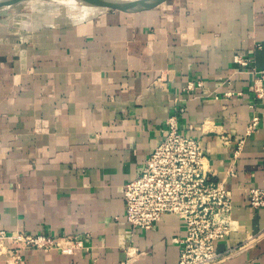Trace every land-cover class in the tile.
<instances>
[{"label":"crops","instance_id":"obj_1","mask_svg":"<svg viewBox=\"0 0 264 264\" xmlns=\"http://www.w3.org/2000/svg\"><path fill=\"white\" fill-rule=\"evenodd\" d=\"M261 69L264 0H166L80 21L0 12V228L84 242L75 254L22 248L17 264H178L183 218L134 227L123 189L179 107L233 194L217 264H264V207L250 205L264 188V98L251 90Z\"/></svg>","mask_w":264,"mask_h":264},{"label":"built area","instance_id":"obj_2","mask_svg":"<svg viewBox=\"0 0 264 264\" xmlns=\"http://www.w3.org/2000/svg\"><path fill=\"white\" fill-rule=\"evenodd\" d=\"M234 60L241 66L249 65V60L241 54H236ZM254 74L251 90L256 98L262 99L264 69L254 70ZM192 87L193 84L187 86ZM183 112L185 108L179 107L177 113L166 119L163 140L139 176L124 185L126 218L134 227L151 229L164 214L179 215L185 222L186 235L174 238L180 244L178 264H217L223 255L216 241L231 231L233 194L225 180L213 179L209 156L199 139L182 130L179 118ZM259 122L260 116L254 115L249 130L255 129ZM250 205L255 209L264 207L263 187L251 188ZM27 247L75 254L84 247V242L77 236L57 239L0 228V255L9 253L8 264L21 262L20 250Z\"/></svg>","mask_w":264,"mask_h":264},{"label":"water","instance_id":"obj_3","mask_svg":"<svg viewBox=\"0 0 264 264\" xmlns=\"http://www.w3.org/2000/svg\"><path fill=\"white\" fill-rule=\"evenodd\" d=\"M32 0H0V12ZM59 1V0H48ZM88 6L101 9H117L126 12H141L152 9L166 0H78Z\"/></svg>","mask_w":264,"mask_h":264},{"label":"rangeland","instance_id":"obj_4","mask_svg":"<svg viewBox=\"0 0 264 264\" xmlns=\"http://www.w3.org/2000/svg\"><path fill=\"white\" fill-rule=\"evenodd\" d=\"M38 7H41V9L47 12V14L50 15L51 18H55L56 20H74L72 18H68L67 8L65 7V5L58 2L52 5L43 3L42 0H38L35 2H25L8 10L17 11L20 13L23 12L27 14L31 13L33 10H36V8Z\"/></svg>","mask_w":264,"mask_h":264},{"label":"bare ground","instance_id":"obj_5","mask_svg":"<svg viewBox=\"0 0 264 264\" xmlns=\"http://www.w3.org/2000/svg\"><path fill=\"white\" fill-rule=\"evenodd\" d=\"M35 1L38 0H32L28 2H35ZM42 2L48 5L50 4L52 5L57 2L65 5V7L67 8L68 18H72L76 21L87 19L97 14L99 11L103 10L101 8L88 6L78 0H59V1L42 0Z\"/></svg>","mask_w":264,"mask_h":264}]
</instances>
